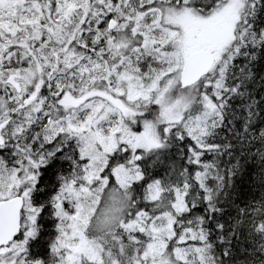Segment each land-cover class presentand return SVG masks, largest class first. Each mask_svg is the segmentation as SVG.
I'll return each mask as SVG.
<instances>
[{
    "label": "snow or ice",
    "instance_id": "1",
    "mask_svg": "<svg viewBox=\"0 0 264 264\" xmlns=\"http://www.w3.org/2000/svg\"><path fill=\"white\" fill-rule=\"evenodd\" d=\"M0 264H264V0H0Z\"/></svg>",
    "mask_w": 264,
    "mask_h": 264
},
{
    "label": "trees",
    "instance_id": "2",
    "mask_svg": "<svg viewBox=\"0 0 264 264\" xmlns=\"http://www.w3.org/2000/svg\"><path fill=\"white\" fill-rule=\"evenodd\" d=\"M44 168H47L48 165H45L43 166ZM64 167H67V163L64 162ZM255 167L251 168L247 175H245L243 177V183H242V187H245L247 188L250 184H251V180H252V173L255 171ZM41 176H44L46 180H49V177L45 174V172L42 170L41 171ZM55 181V175H53L51 178H50V181L49 183H53ZM237 183H241V181L238 179Z\"/></svg>",
    "mask_w": 264,
    "mask_h": 264
}]
</instances>
